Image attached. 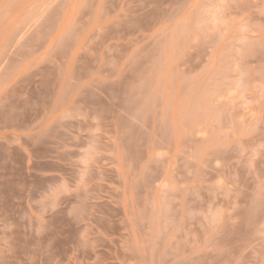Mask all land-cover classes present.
<instances>
[{
  "label": "rangeland",
  "instance_id": "obj_1",
  "mask_svg": "<svg viewBox=\"0 0 264 264\" xmlns=\"http://www.w3.org/2000/svg\"><path fill=\"white\" fill-rule=\"evenodd\" d=\"M0 264H264V0H0Z\"/></svg>",
  "mask_w": 264,
  "mask_h": 264
}]
</instances>
